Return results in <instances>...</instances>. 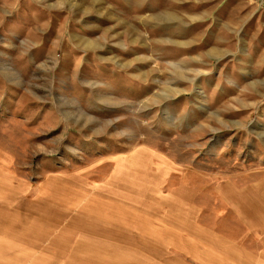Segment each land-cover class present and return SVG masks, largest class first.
Instances as JSON below:
<instances>
[{"label":"rangeland","instance_id":"1","mask_svg":"<svg viewBox=\"0 0 264 264\" xmlns=\"http://www.w3.org/2000/svg\"><path fill=\"white\" fill-rule=\"evenodd\" d=\"M7 184L61 264H264V0H0Z\"/></svg>","mask_w":264,"mask_h":264},{"label":"crops","instance_id":"2","mask_svg":"<svg viewBox=\"0 0 264 264\" xmlns=\"http://www.w3.org/2000/svg\"><path fill=\"white\" fill-rule=\"evenodd\" d=\"M0 189L8 191L0 193V264H61L58 261L61 249L54 245L57 238H48V231L52 230L46 226L47 217H41L29 209L17 208L14 204L15 208L12 209L11 185ZM227 211L236 213L234 208ZM33 223L36 229H33ZM36 232L42 235L37 237Z\"/></svg>","mask_w":264,"mask_h":264}]
</instances>
